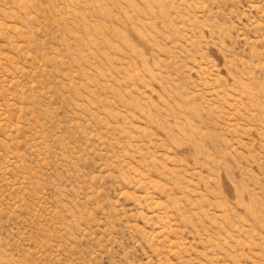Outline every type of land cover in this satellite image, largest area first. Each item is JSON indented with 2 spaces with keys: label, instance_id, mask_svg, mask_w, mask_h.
<instances>
[{
  "label": "rangeland",
  "instance_id": "rangeland-1",
  "mask_svg": "<svg viewBox=\"0 0 264 264\" xmlns=\"http://www.w3.org/2000/svg\"><path fill=\"white\" fill-rule=\"evenodd\" d=\"M0 264H264V0H0Z\"/></svg>",
  "mask_w": 264,
  "mask_h": 264
}]
</instances>
